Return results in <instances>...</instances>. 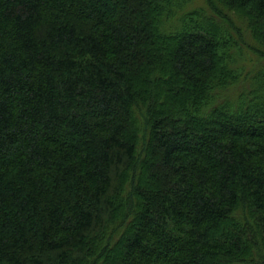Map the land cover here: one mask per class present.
<instances>
[{
    "label": "trees",
    "instance_id": "1",
    "mask_svg": "<svg viewBox=\"0 0 264 264\" xmlns=\"http://www.w3.org/2000/svg\"><path fill=\"white\" fill-rule=\"evenodd\" d=\"M0 264H264V0H0Z\"/></svg>",
    "mask_w": 264,
    "mask_h": 264
}]
</instances>
